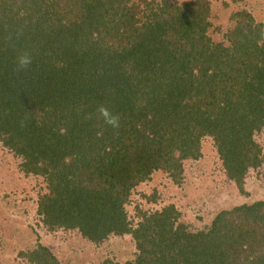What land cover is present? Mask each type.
I'll return each mask as SVG.
<instances>
[{
	"label": "trees",
	"instance_id": "16d2710c",
	"mask_svg": "<svg viewBox=\"0 0 264 264\" xmlns=\"http://www.w3.org/2000/svg\"><path fill=\"white\" fill-rule=\"evenodd\" d=\"M142 2L0 0L1 144L43 176L47 228L133 239V260L100 264H264V199L195 232L173 204L129 226L131 191L157 170L177 182L205 136L240 192L263 162L253 139L264 126L263 23L236 11L227 43L214 42L207 0ZM28 258L59 264L45 246Z\"/></svg>",
	"mask_w": 264,
	"mask_h": 264
},
{
	"label": "rangeland",
	"instance_id": "374dc122",
	"mask_svg": "<svg viewBox=\"0 0 264 264\" xmlns=\"http://www.w3.org/2000/svg\"><path fill=\"white\" fill-rule=\"evenodd\" d=\"M131 1L143 5V0ZM207 1L211 22L207 34L214 42L227 43L225 33L234 25L231 15L236 11L246 10L264 25V0ZM253 139L262 149L263 162L246 173L244 193L226 178L212 139L205 136L200 158L183 162L177 182L157 170L131 191L125 205L127 215L132 218L173 204L179 212L178 221L195 232L207 228L220 210L264 199V126ZM21 162L0 141V264H33L28 257L39 246L47 247L59 264H100L106 259L124 263L135 258V244L129 235H111L96 244L75 229L47 228L37 212L38 198L46 192L45 180L42 175L25 174Z\"/></svg>",
	"mask_w": 264,
	"mask_h": 264
},
{
	"label": "clouds",
	"instance_id": "9594fccd",
	"mask_svg": "<svg viewBox=\"0 0 264 264\" xmlns=\"http://www.w3.org/2000/svg\"><path fill=\"white\" fill-rule=\"evenodd\" d=\"M32 62V59H31V56L27 53L23 54V55H19L17 58H16V64H17V67L20 68V69H23V68H26L28 67ZM104 111V110H102ZM104 114L107 115L106 111H104ZM109 123L113 124L114 126L116 125L117 121L112 119V120H109ZM220 161V160H219ZM194 162V161H193ZM221 164V163H220ZM222 167V166H221ZM223 170V169H222ZM250 171L253 170V168H250L249 169ZM223 173L224 170H223ZM226 176V175H225ZM126 205V204H125ZM127 220L130 221V227L133 228L137 225L138 223V217L136 215H133L132 218H129V216L127 215ZM76 230V229H75Z\"/></svg>",
	"mask_w": 264,
	"mask_h": 264
}]
</instances>
